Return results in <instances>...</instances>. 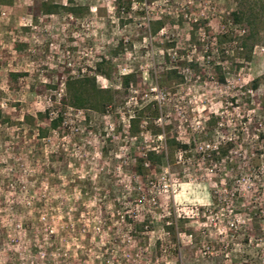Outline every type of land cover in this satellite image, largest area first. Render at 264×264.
I'll list each match as a JSON object with an SVG mask.
<instances>
[{
	"label": "rangeland",
	"instance_id": "obj_1",
	"mask_svg": "<svg viewBox=\"0 0 264 264\" xmlns=\"http://www.w3.org/2000/svg\"><path fill=\"white\" fill-rule=\"evenodd\" d=\"M250 2L252 51L234 0L0 5V264H264V0ZM84 77L114 104L70 108L66 82ZM149 151L166 159L141 176Z\"/></svg>",
	"mask_w": 264,
	"mask_h": 264
},
{
	"label": "trees",
	"instance_id": "obj_2",
	"mask_svg": "<svg viewBox=\"0 0 264 264\" xmlns=\"http://www.w3.org/2000/svg\"><path fill=\"white\" fill-rule=\"evenodd\" d=\"M239 6L238 10L232 14V21L236 25H244L247 28V31L243 38V46L248 49V51H252L256 40L258 39L259 33L257 30V20L259 19L256 14L255 9L251 6L250 0H234ZM13 0H0V5L9 6L11 5ZM48 14L53 12L52 8H47L46 11ZM74 12V11H73ZM162 26L159 25L155 29V33L160 30ZM251 42V46H248V43ZM99 72L102 71V66L100 65ZM103 74V73H101ZM18 76V75H17ZM133 79V76L128 75L123 78L125 88L130 87V83ZM110 91L100 90L96 85V79H90L84 77L82 79H74L70 78L66 82V96L64 98V102L73 109H88L90 108H103L106 110L109 106L114 104L115 95L120 94L119 91L112 93ZM157 115H158V111ZM156 115V116H157ZM62 122V119H58L57 121H53L51 126L53 129L57 128L59 124ZM139 119H134L131 122V130L133 134L135 130L139 126ZM167 147L169 148L172 155L177 153L179 149L187 150L189 148L188 145H181L176 139H168ZM220 150L222 147H218V150L215 153H221ZM223 154H226L224 151ZM166 159L165 153H157L156 151H149L145 153L144 156L139 157L136 160L135 164V172L141 176L145 175L147 168L149 166H157L162 165L163 161ZM148 165V167H147Z\"/></svg>",
	"mask_w": 264,
	"mask_h": 264
},
{
	"label": "built area",
	"instance_id": "obj_3",
	"mask_svg": "<svg viewBox=\"0 0 264 264\" xmlns=\"http://www.w3.org/2000/svg\"><path fill=\"white\" fill-rule=\"evenodd\" d=\"M217 150H218V147H216V151H217ZM182 151H183V150L180 149V150L177 152V154H179V158H180V159H182V154H183ZM147 167H148V165H147Z\"/></svg>",
	"mask_w": 264,
	"mask_h": 264
}]
</instances>
